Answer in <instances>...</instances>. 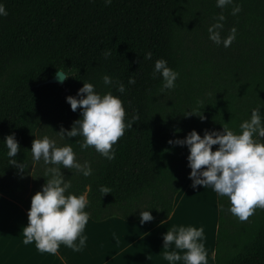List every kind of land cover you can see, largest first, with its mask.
<instances>
[{
    "label": "trees",
    "instance_id": "obj_1",
    "mask_svg": "<svg viewBox=\"0 0 264 264\" xmlns=\"http://www.w3.org/2000/svg\"><path fill=\"white\" fill-rule=\"evenodd\" d=\"M0 3L8 13L0 16V193L28 210L32 196L46 183L49 166L32 159L35 137L51 134L58 146L72 144L80 163H90L93 172L87 177L60 167L71 181L68 191L86 193L90 203L85 210L92 220L118 216L134 221L141 219L142 210L157 220L169 217L190 171L188 147L168 141L193 129L201 136L205 130H222L225 122L239 132L253 108L264 113V0H234L223 9L216 0ZM237 4L241 10L233 15ZM221 13V37L237 30L228 47L209 39L208 28ZM161 58L179 73L176 86L163 92L162 77L154 74ZM58 70L69 75L64 86L41 83ZM105 74L112 77L111 85L104 84ZM83 82L93 83L101 94L119 96L125 122L132 124L113 145L112 160L93 146L81 149L77 141L82 136L62 139L56 134L81 118L80 109L73 111L66 97L76 96ZM119 82L124 93L117 91ZM189 111L205 119L186 116ZM13 133L20 150L9 158L3 140ZM10 159L26 169L9 164ZM102 186L111 192L104 194ZM216 197L215 264H264V208L242 221L229 211L227 196Z\"/></svg>",
    "mask_w": 264,
    "mask_h": 264
},
{
    "label": "clouds",
    "instance_id": "obj_2",
    "mask_svg": "<svg viewBox=\"0 0 264 264\" xmlns=\"http://www.w3.org/2000/svg\"><path fill=\"white\" fill-rule=\"evenodd\" d=\"M234 0H216L217 7L223 9L232 4ZM110 5L112 0H104ZM241 10L237 4L232 8V14L236 15ZM7 10L0 3V16H6ZM223 13L219 14L216 23L208 28L209 39L216 44L223 43L224 47L231 45L236 39V28L230 30L227 37L222 38L220 29L224 27ZM110 52H105L109 55ZM151 53H146L147 59ZM162 77L163 92L176 86L179 73L170 68L163 58L155 61L154 74ZM58 78L65 80L68 74L58 70ZM105 85H111L113 79L105 74ZM129 83H135L130 78ZM117 91L125 92V85L118 83ZM66 101L71 109L81 111V118L73 122L70 130L61 127L56 132L62 139L67 137L82 136L81 149L93 146L97 152L108 160L115 158L113 145L124 135L126 128L132 127L125 122V108L119 96L111 91L101 94L95 90L91 82H83L76 96H67ZM197 114L195 111L187 112V115ZM201 120L205 119L202 113L197 114ZM222 130H205L201 136L195 129L191 130L184 138L170 139L169 144L184 146L189 149L187 156L188 167L191 172L192 188L197 186L208 187L220 196H227L230 200L229 211L240 220H246L256 208H264V113L260 107L251 110L249 119L240 123V131L236 132L222 124ZM7 148V156L15 158L20 150L19 142L15 134H9L4 138ZM218 145L216 150L212 146ZM33 161H43L49 165L44 170L47 177L42 189L31 198L28 210V223L23 227V243L35 242L36 248L41 252L55 254L60 244L63 243L73 251H81L86 244L87 236L84 229L89 221L90 213L86 206L90 203L86 193L75 194L69 192L71 181L65 180L60 165L65 169H75L83 176H90L93 169L88 161L83 164L76 159V153L72 144L58 146L57 141L44 135L32 141L31 147ZM9 164L15 165L20 170H25L26 165L15 159H10ZM101 191L110 193L111 190L102 186ZM141 223L151 221L153 216L149 210L140 212ZM78 239V243L76 242ZM203 226L173 225L163 234V248L168 249L174 245L173 250L164 252V259L174 264L183 260L184 264H208V253L204 245Z\"/></svg>",
    "mask_w": 264,
    "mask_h": 264
},
{
    "label": "crops",
    "instance_id": "obj_3",
    "mask_svg": "<svg viewBox=\"0 0 264 264\" xmlns=\"http://www.w3.org/2000/svg\"><path fill=\"white\" fill-rule=\"evenodd\" d=\"M190 180L188 175L184 186L175 195L172 211L166 219L141 223V219L126 221L118 216L99 221L89 218L83 234L87 236V240L96 241L101 234H108L107 247H96L92 243L93 248L83 247L81 251L76 252L61 243L55 254L39 251L34 241L30 244L23 243V227L28 223V209L21 201L0 193V264H162V255L148 248V238L152 236L154 243L158 247L161 246L163 234L177 219L178 209L184 202L185 193L191 196L192 211L193 208L194 210L196 208L198 214L201 211H208L204 205L205 191L202 186L192 188ZM210 191L213 193L210 204V229L204 232L203 242L208 253V264H215L217 200L214 199L216 192L211 189ZM187 224L201 226L200 221L192 217V213L187 215ZM173 248L174 245L171 250ZM174 264H184V261H176Z\"/></svg>",
    "mask_w": 264,
    "mask_h": 264
},
{
    "label": "rangeland",
    "instance_id": "obj_4",
    "mask_svg": "<svg viewBox=\"0 0 264 264\" xmlns=\"http://www.w3.org/2000/svg\"><path fill=\"white\" fill-rule=\"evenodd\" d=\"M48 136L50 138L56 139V137L52 136L51 134H48ZM191 181L192 180H190V182ZM202 188H203V191H205V194H206V199L204 200V205H205V207L207 208L208 211H203V212L201 211L200 214L197 213L196 208H195V210L193 208V211H192V209L190 207V205H191V203H190L191 196L188 193H185L184 202H182L183 204L181 203L180 206H179L178 216H177V219H176V221L174 222L173 225L179 226V225L183 224L184 226H188V224H187V215L192 213V217L196 221H198V220L200 221V224H201V226H203L205 233H206V231L208 229H210V217H211L210 204H211V201L213 199V193L210 191V189L212 191H213V189H212L211 186H208V187H205V188L202 186ZM214 199L217 200V197L214 196ZM217 218H218V205H217ZM108 237H109L108 234H101L100 236H98L96 238L97 241L95 239L87 240L84 247L93 248L94 246L92 245V243L95 244L96 247H107V243L109 241ZM76 242L78 243V239H77ZM154 242L155 241L153 240V237L149 236L148 242H147L148 243V248L153 250V251L159 252V254L162 255V264H168V261L164 259V252L165 251H171V247L172 246L170 248H168V249H165V248H163V241H162L161 246H159V247Z\"/></svg>",
    "mask_w": 264,
    "mask_h": 264
},
{
    "label": "water",
    "instance_id": "obj_5",
    "mask_svg": "<svg viewBox=\"0 0 264 264\" xmlns=\"http://www.w3.org/2000/svg\"><path fill=\"white\" fill-rule=\"evenodd\" d=\"M57 72L52 77H50L49 79H47V80H45V81H43L41 83H57L60 86H64V81L65 80H61L60 78H58Z\"/></svg>",
    "mask_w": 264,
    "mask_h": 264
}]
</instances>
